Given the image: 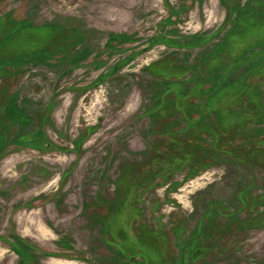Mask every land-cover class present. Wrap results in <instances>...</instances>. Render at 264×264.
I'll return each mask as SVG.
<instances>
[{"label":"rangeland","instance_id":"obj_1","mask_svg":"<svg viewBox=\"0 0 264 264\" xmlns=\"http://www.w3.org/2000/svg\"><path fill=\"white\" fill-rule=\"evenodd\" d=\"M0 264H264V0H0Z\"/></svg>","mask_w":264,"mask_h":264}]
</instances>
